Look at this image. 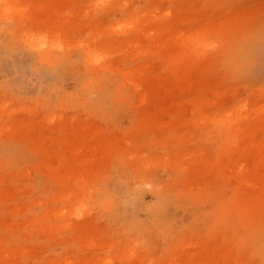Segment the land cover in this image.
Here are the masks:
<instances>
[{
  "label": "rangeland",
  "instance_id": "1",
  "mask_svg": "<svg viewBox=\"0 0 264 264\" xmlns=\"http://www.w3.org/2000/svg\"><path fill=\"white\" fill-rule=\"evenodd\" d=\"M0 264H264V0H0Z\"/></svg>",
  "mask_w": 264,
  "mask_h": 264
},
{
  "label": "bare ground",
  "instance_id": "2",
  "mask_svg": "<svg viewBox=\"0 0 264 264\" xmlns=\"http://www.w3.org/2000/svg\"><path fill=\"white\" fill-rule=\"evenodd\" d=\"M103 3V2H102ZM128 20H130V19H128ZM127 22V21H126ZM183 35V34H182ZM184 38H185V36H184ZM183 39V38H182ZM184 42H187V45L185 46L186 47V49H185V51H187V50H189L190 52H192V47H190L191 49H189V46H204V47H206V46H210L209 44V42H208V40H207V38H206V36L205 35H201V34H199V35H191V36H189V34H188V37L186 38V41H184ZM46 44V43H45ZM61 47V46H60ZM52 49H54V48H52ZM92 53H95V54H97L96 52H95V50H94V52H91V54ZM95 54H93L94 56L92 57L91 55H87L88 57H91L92 59L95 57V58H99L98 57V55L96 56ZM100 55V54H99ZM101 56V55H100ZM48 57V56H47ZM87 58V57H86ZM183 58H184V60H189L190 59V53L189 52H186V53H184L183 54ZM52 59V58H51ZM91 59V60H92ZM100 59V58H99ZM48 60V59H47ZM90 60V59H89ZM49 61H50V59H49ZM53 61H54V59H53ZM92 62L94 63H96V61L95 60H92Z\"/></svg>",
  "mask_w": 264,
  "mask_h": 264
}]
</instances>
